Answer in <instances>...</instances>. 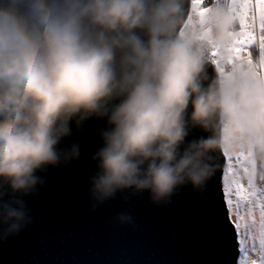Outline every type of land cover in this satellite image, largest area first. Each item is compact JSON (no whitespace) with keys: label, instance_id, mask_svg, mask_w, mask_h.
I'll use <instances>...</instances> for the list:
<instances>
[{"label":"clouds","instance_id":"9594fccd","mask_svg":"<svg viewBox=\"0 0 264 264\" xmlns=\"http://www.w3.org/2000/svg\"><path fill=\"white\" fill-rule=\"evenodd\" d=\"M202 7L193 12L191 0H0L3 238L31 222L23 197L44 185L37 172L79 158L78 143L58 147L72 122L79 130L92 118L106 120L92 157L96 204L127 189L148 191L155 204L170 203L187 184L202 193L217 170L216 152L248 154L254 167L245 179L264 182V75L227 65L239 23L228 4L205 0ZM210 62L217 72L206 83ZM196 127L210 135L185 143ZM118 219L131 223L127 214Z\"/></svg>","mask_w":264,"mask_h":264},{"label":"water","instance_id":"95a60500","mask_svg":"<svg viewBox=\"0 0 264 264\" xmlns=\"http://www.w3.org/2000/svg\"><path fill=\"white\" fill-rule=\"evenodd\" d=\"M206 75V83L216 75L211 63ZM106 126L92 118L78 130L72 122V135L58 147L78 143L79 158L37 172L44 185L23 197L31 222L6 238L7 225L0 224V264H236L238 245L222 199L223 154H212L217 170L202 193L187 184L170 203L155 204L148 191L127 189L96 204L90 181L98 161L92 157ZM209 135L191 128L185 143ZM122 214L131 223H121Z\"/></svg>","mask_w":264,"mask_h":264},{"label":"snow or ice","instance_id":"6c2138e0","mask_svg":"<svg viewBox=\"0 0 264 264\" xmlns=\"http://www.w3.org/2000/svg\"><path fill=\"white\" fill-rule=\"evenodd\" d=\"M204 2L205 0H191L192 11L202 12ZM227 4L239 22V31L233 34L232 43L224 53L227 65H247L250 75H264V0H227ZM257 44L262 50L259 66L249 51ZM217 55L219 53L215 51L212 53V62L218 65L215 59ZM223 156L227 167L222 173V199L232 217L229 224L235 232L238 251L245 254L239 264H264V186H257L252 179L243 182V177L254 167L248 154L240 153L235 155V158L227 154ZM238 175H241L242 179L238 180ZM248 240L252 241L253 251L257 249L258 243V259H248Z\"/></svg>","mask_w":264,"mask_h":264},{"label":"rangeland","instance_id":"374dc122","mask_svg":"<svg viewBox=\"0 0 264 264\" xmlns=\"http://www.w3.org/2000/svg\"><path fill=\"white\" fill-rule=\"evenodd\" d=\"M204 5V4H203ZM202 5V6H203ZM237 31H239V23H238V26H237ZM257 50L259 49V46L258 44L254 46ZM260 56L262 55V50H260ZM258 55V54H257ZM255 62V61H254ZM216 68V66H215ZM217 69V68H216ZM235 158V155L233 156ZM225 158V157H224ZM227 167V162H226V159H225V162H224V168ZM237 169H238V166H236ZM239 171V169H238ZM237 179L240 180L242 179V176L241 175H238L237 176ZM243 182L246 183L247 182V179H245V177H243ZM223 183V182H222ZM257 184V183H256ZM259 186V185H257ZM232 219V217L230 216V220ZM257 219H259V215H258V212H257ZM243 224V222H241ZM243 229H241L242 231ZM247 247L250 249V251L247 253V257L249 260L251 259H258L259 256H258V243H257V249L255 251L251 250L252 249V241L251 240H248L247 241ZM237 251H238V246H237ZM245 258V254L244 253H241L238 251V256L236 257V264H239V261L240 260H243Z\"/></svg>","mask_w":264,"mask_h":264},{"label":"crops","instance_id":"0c3cea01","mask_svg":"<svg viewBox=\"0 0 264 264\" xmlns=\"http://www.w3.org/2000/svg\"><path fill=\"white\" fill-rule=\"evenodd\" d=\"M249 51L251 52V55L252 56H255V55H259L260 52L257 51V49L253 46L252 48L249 49ZM245 56H247V53H245ZM255 61V60H254Z\"/></svg>","mask_w":264,"mask_h":264},{"label":"bare ground","instance_id":"6f19581e","mask_svg":"<svg viewBox=\"0 0 264 264\" xmlns=\"http://www.w3.org/2000/svg\"><path fill=\"white\" fill-rule=\"evenodd\" d=\"M258 52H261L260 51V49H258L257 50ZM252 58H253V60H257L258 58H261V56L260 55H255V56H252ZM211 63V62H210ZM211 65H212V67L215 69V71L217 72V69L215 68V66L211 63ZM223 169H224V167H223ZM221 181H222V179H221ZM229 217H230V215H229Z\"/></svg>","mask_w":264,"mask_h":264},{"label":"trees","instance_id":"16d2710c","mask_svg":"<svg viewBox=\"0 0 264 264\" xmlns=\"http://www.w3.org/2000/svg\"><path fill=\"white\" fill-rule=\"evenodd\" d=\"M256 183H257V185H259V186H264V182H262V181H259V180H258Z\"/></svg>","mask_w":264,"mask_h":264},{"label":"built area","instance_id":"2783aa9c","mask_svg":"<svg viewBox=\"0 0 264 264\" xmlns=\"http://www.w3.org/2000/svg\"><path fill=\"white\" fill-rule=\"evenodd\" d=\"M222 2L226 3L227 4V0H222Z\"/></svg>","mask_w":264,"mask_h":264}]
</instances>
